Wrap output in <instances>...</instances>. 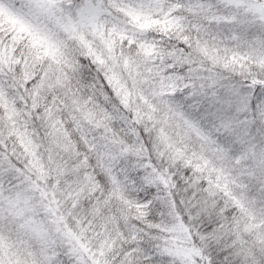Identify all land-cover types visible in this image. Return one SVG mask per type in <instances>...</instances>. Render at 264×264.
Instances as JSON below:
<instances>
[{"label":"snow or ice","instance_id":"obj_1","mask_svg":"<svg viewBox=\"0 0 264 264\" xmlns=\"http://www.w3.org/2000/svg\"><path fill=\"white\" fill-rule=\"evenodd\" d=\"M0 264H264V0H0Z\"/></svg>","mask_w":264,"mask_h":264}]
</instances>
